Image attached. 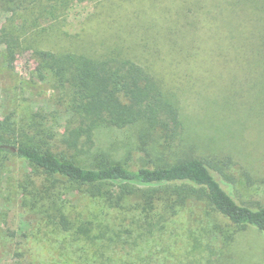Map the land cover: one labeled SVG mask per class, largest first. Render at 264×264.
<instances>
[{
  "label": "rangeland",
  "instance_id": "rangeland-1",
  "mask_svg": "<svg viewBox=\"0 0 264 264\" xmlns=\"http://www.w3.org/2000/svg\"><path fill=\"white\" fill-rule=\"evenodd\" d=\"M41 1L13 23L23 27L26 47L133 59L179 112L182 131L172 154L226 160L217 177L223 189L238 204H264V54L245 43L264 24V12L248 5L239 11L229 0ZM2 2L0 27L9 16ZM34 68L30 49L11 66L0 57V120L20 123L39 112L61 132L67 115L59 94L48 79L35 78ZM136 131L100 129L94 143L137 167L145 162ZM29 174L24 160L0 157V264H264V234L236 228L203 205L190 203L149 227L136 224L129 200L113 209L61 190L55 207L70 221H91V233L119 236L116 244L76 240L30 206L22 193Z\"/></svg>",
  "mask_w": 264,
  "mask_h": 264
},
{
  "label": "trees",
  "instance_id": "trees-1",
  "mask_svg": "<svg viewBox=\"0 0 264 264\" xmlns=\"http://www.w3.org/2000/svg\"><path fill=\"white\" fill-rule=\"evenodd\" d=\"M0 2L9 14L0 27V57L11 66L17 54L32 50L35 78L49 80L67 115L61 132L47 126L48 121L39 112L20 123L10 117L0 120V157L15 156L28 164L30 174L23 196L49 225L73 231L76 240L113 244L119 240L117 233L103 232L105 229L91 233V221L76 225L63 208L55 207L61 190H72L113 209H123L122 204L129 200L138 212L135 220L139 225L143 222L150 227L155 223L152 220L176 216L195 203L236 228L254 227L264 234V204H238L217 180L226 160L176 158L172 154L182 131L180 115L143 67L111 52L92 57L26 47L23 27L13 23L20 18V11L28 6L39 8L42 1ZM263 3L264 0H229L228 5L239 11L248 5L261 13ZM50 8L53 13L58 11L56 5ZM245 43L264 54V24L251 32ZM256 54L252 51V55ZM128 128L137 129L136 150L143 154L144 165L132 167L95 146L98 130ZM155 151L159 155L153 157Z\"/></svg>",
  "mask_w": 264,
  "mask_h": 264
}]
</instances>
